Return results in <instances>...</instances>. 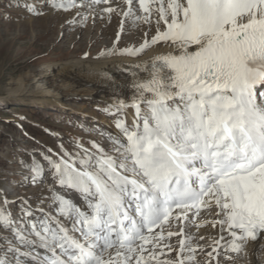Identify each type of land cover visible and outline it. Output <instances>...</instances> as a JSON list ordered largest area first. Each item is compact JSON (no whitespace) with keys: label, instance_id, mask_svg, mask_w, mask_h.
I'll return each instance as SVG.
<instances>
[{"label":"snow or ice","instance_id":"obj_1","mask_svg":"<svg viewBox=\"0 0 264 264\" xmlns=\"http://www.w3.org/2000/svg\"><path fill=\"white\" fill-rule=\"evenodd\" d=\"M47 2L77 7L75 0ZM125 3V18L148 22L156 13L164 28L151 43L171 50L141 69L146 76L133 73L130 103L114 106L134 110L131 127L117 120L119 135L109 136L114 155L93 144L94 153L45 157L55 182L81 205L53 193L56 214L40 209L38 221L22 208L27 235L0 211V226L15 241L0 264H192L197 249L184 226L194 209V216L213 213V252L239 253L264 234V0H138L142 16L135 0ZM32 172L37 182L35 161ZM173 219L180 231L167 236H181L180 247L174 260L161 261L157 249L171 250L161 241Z\"/></svg>","mask_w":264,"mask_h":264},{"label":"rangeland","instance_id":"obj_2","mask_svg":"<svg viewBox=\"0 0 264 264\" xmlns=\"http://www.w3.org/2000/svg\"><path fill=\"white\" fill-rule=\"evenodd\" d=\"M28 5L41 14L29 12ZM59 10L46 0H0V211L10 214L18 228H27L28 220L43 219L40 209L48 215L56 214L51 197L61 194V188L50 176L52 170L45 157L56 153L62 156L64 152L84 155V149L94 153L93 144L114 155L109 140L114 136L107 124L121 115L110 112L106 104L82 99H72L61 107L42 105L10 96L8 88L25 73L45 64L99 55L117 32L121 49L141 44L144 36L142 29L136 36L135 27L116 19L93 18L85 12L68 17L71 14L67 12V16L54 12ZM34 161L43 168L44 179L42 176L37 182L27 173L32 171ZM22 208L33 213L28 220ZM21 231L27 235V229ZM11 235L9 229L0 226V246L14 241ZM223 253L220 256L227 254ZM170 258L174 260L173 255ZM196 261L213 264L207 254L199 255ZM221 263L226 264L219 259L214 264Z\"/></svg>","mask_w":264,"mask_h":264},{"label":"bare ground","instance_id":"obj_3","mask_svg":"<svg viewBox=\"0 0 264 264\" xmlns=\"http://www.w3.org/2000/svg\"><path fill=\"white\" fill-rule=\"evenodd\" d=\"M64 2L65 0H57V3ZM135 2V15L142 16L143 13L138 9V0H135ZM75 3L77 7L70 8L67 11L60 9L54 12L62 15H65V12H67L71 14L68 15V17L85 12L93 15V18L102 17L107 21L116 19V21L119 20L120 23L124 21V25L131 24L132 27H135V33L141 29L142 32L144 31V36L143 34L138 35L143 36V38L141 37L143 41L137 46L131 45L125 49H121L120 35L118 36L117 32L115 36L112 37L110 43L100 51L99 55L80 58L73 57L64 61L45 64L18 78L13 83V86L8 88V95L22 97L24 100L35 101L42 105H57L60 107L66 105L72 99L97 101L99 104H106L110 112L116 113L118 111L114 106L121 100L125 101V103H130L134 94L132 84L135 80V76L133 73L146 76L147 73L141 71V69L149 65L156 55L164 54L171 50L168 44L163 41L156 44L151 43L152 38L157 34L158 27L159 30L163 31L164 26L162 23L159 26L157 25L155 12H153L148 22L134 20V18H125L123 16V12L127 11L125 0H107L106 3H94L93 0H75ZM48 4L50 5L49 2ZM106 8H112L114 11L111 13L106 12L104 11ZM66 16L64 17L66 18ZM150 26L153 27V29ZM146 42L148 46L142 52L129 54L127 51L131 50L135 53V50L139 49L141 45H144ZM119 113L121 115L119 120H123L127 126L131 127L134 118V110L127 108ZM107 125H109V131H111L114 137L119 135V130L116 128V121L113 124L108 123ZM56 154L55 156L51 155V159L58 160L61 157L58 155L56 156ZM41 169L42 178L43 168ZM27 173L29 174L28 176L31 177L34 174L32 171ZM51 174L50 176H53ZM58 188L61 187L58 185ZM60 192L61 195L71 198L72 201L76 200L77 202L80 200L78 194L75 192L62 189ZM187 215L189 219L185 222L184 226L185 236L192 237L190 244L197 249L195 260L192 264H201L196 261L199 255L210 252L212 253L211 257H217V259L212 258L213 264L218 259L226 264H262V261H264V234H261L258 243L253 244L249 241L246 247L239 253L226 252V250L222 249L213 252V240L219 238L218 229L211 227L213 213L207 209H202L198 215L194 216L193 213L190 212ZM196 224H202L203 226L195 227L194 225ZM65 225H69L68 227L71 226L70 223H66ZM180 227L181 224L175 219H173L170 226L165 225L164 239L161 241V244L170 245L171 250L169 247L157 249V251L161 253V261L173 260L170 258L171 255L174 256V259L176 258V253L180 247L179 240L181 236L173 235L168 237L167 231L171 230L174 233H179ZM159 232L160 229L157 233ZM200 237H204V239H200ZM12 242L14 243V241ZM0 247L1 258H3L4 250L8 247V244L1 245ZM201 248L203 251H201ZM21 250L24 249L22 248ZM223 251L228 255L223 253L224 255L220 256ZM167 252L171 255L169 256ZM217 253H219V255H217ZM7 256L11 257L12 253H8ZM208 264H212V262H208Z\"/></svg>","mask_w":264,"mask_h":264}]
</instances>
